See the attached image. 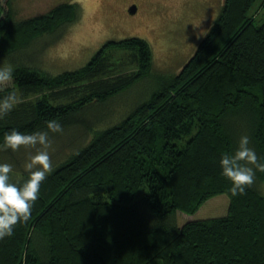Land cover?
I'll list each match as a JSON object with an SVG mask.
<instances>
[{"label":"trees","instance_id":"16d2710c","mask_svg":"<svg viewBox=\"0 0 264 264\" xmlns=\"http://www.w3.org/2000/svg\"><path fill=\"white\" fill-rule=\"evenodd\" d=\"M253 1L224 0L174 77L152 74L149 44L135 37L103 46L131 52V73L105 77L103 49L78 70L44 72L23 50L74 23L76 4L20 20L2 11L0 67L14 71L0 99L18 91L20 100L0 118V144L10 129L47 131L53 119L86 141L52 166L30 219L0 239V264H264V172L233 197L219 167L243 135L264 160V20L246 15ZM148 77L154 90L121 121L100 127L105 113L90 116ZM23 148L0 150L17 185L27 178ZM217 195L228 198L224 216L179 224L178 214L194 215Z\"/></svg>","mask_w":264,"mask_h":264},{"label":"rangeland","instance_id":"374dc122","mask_svg":"<svg viewBox=\"0 0 264 264\" xmlns=\"http://www.w3.org/2000/svg\"><path fill=\"white\" fill-rule=\"evenodd\" d=\"M64 1L76 4L77 17L74 23L44 35L23 50L29 54L32 67L53 75L78 70L103 49L109 58L104 76L113 78L136 69L133 56L128 50L123 51L115 46L104 49L103 46L111 41L119 43L132 37L149 44L154 76H176L218 17L224 0H0V16L9 7L17 20L40 16ZM132 6L135 7L134 13L130 12ZM246 15L253 18L254 25L259 26L264 20V0H254ZM12 87L13 82L10 80L0 85V92ZM154 88L153 78H144L112 97L104 108H92L90 116L98 118L105 113L106 121L100 127L118 123L130 105L135 106L139 101H144ZM16 97L18 103V91ZM81 135L75 129L69 135H49L51 147L48 152L52 166L85 144L86 137ZM23 149L24 153L20 155L25 161L36 151L30 146ZM259 191L264 195V184ZM227 200L226 195H217L207 200L194 215L178 214L177 220L182 224L189 219L205 220L224 216Z\"/></svg>","mask_w":264,"mask_h":264},{"label":"clouds","instance_id":"9594fccd","mask_svg":"<svg viewBox=\"0 0 264 264\" xmlns=\"http://www.w3.org/2000/svg\"><path fill=\"white\" fill-rule=\"evenodd\" d=\"M12 66L0 67V85L13 78ZM17 103L13 92L0 99V118L12 111ZM47 131H35L25 134L10 129L4 134L0 150L19 151L22 146L36 149L25 165L27 178L17 185L10 182L13 167L8 163H0V239L13 235L17 223H26L32 213L33 203L39 198L41 182L52 170L48 149L51 147L49 132L63 133L62 125L56 120L46 121ZM250 137H240L232 152H224L219 159L221 175L231 183L230 192L233 197L243 195L246 186L254 183L257 171L264 172V160H261L254 148L250 147ZM39 145L40 148H36Z\"/></svg>","mask_w":264,"mask_h":264},{"label":"water","instance_id":"95a60500","mask_svg":"<svg viewBox=\"0 0 264 264\" xmlns=\"http://www.w3.org/2000/svg\"><path fill=\"white\" fill-rule=\"evenodd\" d=\"M130 12L131 13H134L135 12V7L134 6L130 7Z\"/></svg>","mask_w":264,"mask_h":264}]
</instances>
